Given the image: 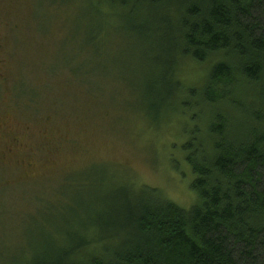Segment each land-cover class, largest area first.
Wrapping results in <instances>:
<instances>
[{
    "label": "trees",
    "instance_id": "16d2710c",
    "mask_svg": "<svg viewBox=\"0 0 264 264\" xmlns=\"http://www.w3.org/2000/svg\"><path fill=\"white\" fill-rule=\"evenodd\" d=\"M86 2L100 28L85 44L115 38L116 23L130 42L141 114L191 117L181 149L198 201L182 209L93 170L89 193L35 224L28 257L9 264H264V0ZM186 63H209L200 85L179 79Z\"/></svg>",
    "mask_w": 264,
    "mask_h": 264
},
{
    "label": "rangeland",
    "instance_id": "374dc122",
    "mask_svg": "<svg viewBox=\"0 0 264 264\" xmlns=\"http://www.w3.org/2000/svg\"><path fill=\"white\" fill-rule=\"evenodd\" d=\"M87 10L86 0H0V264L28 257L32 228L70 194H88L80 181L93 170L182 209L198 201L181 149L191 117L171 113L153 126L141 114L129 40L116 23L115 38L87 45L96 26ZM208 67L186 63L179 79L200 85Z\"/></svg>",
    "mask_w": 264,
    "mask_h": 264
},
{
    "label": "flooded vegetation",
    "instance_id": "af4514ba",
    "mask_svg": "<svg viewBox=\"0 0 264 264\" xmlns=\"http://www.w3.org/2000/svg\"><path fill=\"white\" fill-rule=\"evenodd\" d=\"M0 52H1V45H0ZM4 59H2V60H0V68H3V66H4V61H3ZM2 66V67H1ZM0 76H2V74H0ZM4 125H7L8 127H10V129H11V126L9 125V123L8 122H4ZM2 126H0V128H1ZM17 142H18V140L17 139H14L13 141H12V143L13 144H17ZM13 146H15V145H13ZM13 146H9V147H7L6 148V152L7 153H10L12 150L10 149V147L12 148Z\"/></svg>",
    "mask_w": 264,
    "mask_h": 264
}]
</instances>
